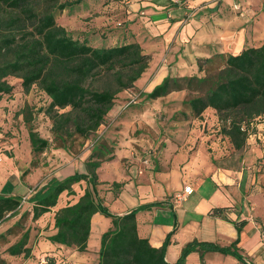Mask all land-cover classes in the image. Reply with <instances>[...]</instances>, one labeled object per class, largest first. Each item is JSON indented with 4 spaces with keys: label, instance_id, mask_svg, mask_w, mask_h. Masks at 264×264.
I'll use <instances>...</instances> for the list:
<instances>
[{
    "label": "trees",
    "instance_id": "trees-1",
    "mask_svg": "<svg viewBox=\"0 0 264 264\" xmlns=\"http://www.w3.org/2000/svg\"><path fill=\"white\" fill-rule=\"evenodd\" d=\"M85 1L90 0H0V101L15 89L11 78L20 80L24 92L38 87L50 100L38 110L51 118L54 139H59L64 149L68 148L71 137L89 139L106 123L119 93L136 87L152 60V54L145 52L138 41L129 40L126 32L116 44L97 46L92 41L93 32L70 31L58 22L63 12ZM111 32L119 31L111 29ZM196 61L204 75L169 74L146 97L158 99L173 91L187 90L190 96L183 100V108L176 116L199 118L213 109L223 124L219 136H227L234 147L232 154L240 152L239 159H243L242 153L249 146L252 134L250 126L264 117V42L246 47L238 54L217 52L209 57H197ZM33 112L31 106L23 111L29 124L31 151L37 156L51 147V141L33 127ZM116 157L115 150L106 141H100L86 161V173L53 178L34 189L29 198L32 206L14 225L0 232L4 253L29 258L33 250L31 228L23 227V219L31 216L33 222L39 220L58 204L63 192L76 194L73 186L86 181L88 185L78 200L57 210L55 231L46 237L50 242L67 249L89 251L92 218L100 212L111 218L112 226L101 236L98 264H171L166 260L171 235L157 247L140 235L138 227V212L162 206L161 203L118 215L99 197L98 170L103 162ZM113 185L117 195L124 182L115 181ZM22 201L23 196L0 193V225L19 214ZM227 209L213 207L209 214L219 216ZM246 222V219L236 222L239 232ZM18 227H23L22 232L11 241L9 237L16 235L14 230ZM238 244L239 238L226 246L194 240L184 247L175 264H185L193 251L201 252L202 263L206 252L231 255L246 263ZM0 264H9L2 255Z\"/></svg>",
    "mask_w": 264,
    "mask_h": 264
},
{
    "label": "crops",
    "instance_id": "crops-1",
    "mask_svg": "<svg viewBox=\"0 0 264 264\" xmlns=\"http://www.w3.org/2000/svg\"><path fill=\"white\" fill-rule=\"evenodd\" d=\"M235 5L243 7L245 13L240 15ZM115 7L121 11L117 13L120 17L112 21L111 28L119 31L114 39L117 41L126 32L129 40L138 41L145 52L152 54L149 67L137 82L147 92L171 73L169 64L172 62H176L182 72H187L197 66V57H209L217 52L238 54L246 47L260 46L264 42V0H117ZM204 124L203 120H194L193 125L184 127V132L166 137L164 149L156 161H140V153L133 145L129 146L130 140L120 139L115 150L116 159L103 162L98 170L99 197L112 213L118 215L161 203L162 206L138 212V227L140 235L149 238L157 247L171 235L166 251V260L171 264L179 260L184 247L191 241L226 246L237 238L246 263L231 255L206 252L203 264H264V235L262 225L256 221L263 215L251 194L253 185L259 182L256 163L264 151L250 145L252 142L249 140L241 162L223 165L218 158L233 157L234 147L227 136L218 138L215 134L206 133ZM221 140L227 148L224 151L218 145ZM149 146L153 148L151 144ZM207 146L213 148L210 154ZM61 152V156L71 160L70 165L75 167L71 155L65 150ZM211 155L218 161L214 162ZM11 159L7 157L0 165V193L19 195L18 189L24 188L25 184L27 194L31 188L26 179H21L19 166L14 167ZM75 172L86 173V170L78 165L77 171L59 179ZM115 181L124 182L117 195L110 186ZM10 182L14 186L6 190L4 184ZM76 184L73 186L76 194L63 192L58 204L38 220L51 219L50 233L55 231L57 210L75 203L88 185H84L82 190L83 183ZM185 186H191L194 192L179 201L177 196L183 193ZM213 207L228 209L222 215L213 216L209 214ZM244 219L247 222L239 232L236 222ZM111 226V218L97 212L92 218L89 251L67 249L47 238L41 240L37 251L58 250L47 255L65 251L68 264H85L82 261L98 264L101 236ZM190 258L202 261L201 252L190 253L185 264Z\"/></svg>",
    "mask_w": 264,
    "mask_h": 264
},
{
    "label": "rangeland",
    "instance_id": "rangeland-1",
    "mask_svg": "<svg viewBox=\"0 0 264 264\" xmlns=\"http://www.w3.org/2000/svg\"><path fill=\"white\" fill-rule=\"evenodd\" d=\"M117 0H90L75 6L73 9H68L58 17V22L67 28V30L74 32H93L95 35L92 38L93 44L97 46L116 44L114 39L115 32H111L112 21L120 17L117 13L121 10L115 7ZM95 4V7H93ZM110 4V5H107ZM93 7V8H91ZM236 10V9H235ZM240 15L245 13L243 7L237 10ZM248 15V14H246ZM111 22V23H109ZM101 27V28H99ZM99 28V29H98ZM97 33V34H96ZM100 33V34H98ZM103 35V37H102ZM177 63L169 64L171 75H204L205 72H199L198 64L192 70L187 72L181 71L177 68ZM177 70H176V68ZM142 78V77H141ZM10 82L14 85V91L10 95H4L0 101V165L7 159L14 167L19 166L21 179H26V184L31 190L28 191L26 185L18 189L19 195H25L22 201V207L19 214L9 218L0 225V232L5 231L7 227L14 225L27 211L32 203L29 198L35 192L34 189H39L49 183L53 178H62L68 175L69 172L77 171L78 165L82 170H86V161L92 152L94 145L100 141H106L111 148L116 150L117 143L120 139L130 140L129 146L134 147L140 153V161H156L158 160L161 151L165 146V138L172 137L178 132H184V127L193 125V121L203 120L205 125V132L215 134L220 137L222 122L219 120L214 110H208L199 118H184L176 114L183 108V100L190 96L187 90L173 91L170 94L160 97L158 99H149L146 97L147 91L140 88L137 83L136 87L124 90L119 93L115 105L107 118V121L102 125L97 132L92 134L89 139H85L79 135H75L67 142V149L61 147L62 142L54 139L52 127L53 122L51 118L43 111L38 110L49 104L48 96L41 92L38 87H33L29 92H24L20 80L11 78ZM138 82V81H137ZM27 106L34 107L33 112V127L39 131L40 135L49 138L51 147L40 155L35 156L31 151V143L29 139V127L25 120V113L23 111ZM183 128V129H182ZM252 132L249 140L258 148L264 151V117L255 120L250 126ZM257 133L255 134L254 132ZM223 140V139H222ZM219 142L220 148L224 151L225 144ZM149 144L153 146L150 148ZM209 154L213 148L206 147ZM71 155L75 167L71 166V160H67L61 156V151ZM229 150V148H228ZM218 151V150H215ZM52 153L54 155L52 156ZM264 153V152H263ZM223 156V159L218 158L222 164L233 165L241 162L239 159L241 153H236L233 157ZM211 158L213 156L211 155ZM210 158V160H211ZM57 160V161H56ZM213 161L216 162L213 158ZM35 162V163H34ZM256 165L259 169V182L253 185L251 194L255 196L253 202L258 206L262 212V217L259 216L258 221L262 227L264 235V154L261 156ZM75 168V169H74ZM30 169L29 172H26ZM87 171V170H86ZM0 171V180L2 179ZM82 190L86 181H81ZM77 188L79 189L78 184ZM6 190L12 189L13 182L4 184ZM114 187L113 183L110 185ZM5 190V192H7ZM45 223V224H44ZM47 223V224H46ZM23 227L31 228L30 246L32 247V254L29 258L21 256H10L4 253V246H0V255H2L9 264H68V257L65 251L58 254V250H52L39 253V243L45 240L50 235L51 219L35 221L31 220V216L25 217L22 221ZM23 227L15 228L16 235H11V241H15L22 232ZM45 230L46 232H42ZM95 241L93 246H95ZM85 264L90 261H82ZM93 264V262H92ZM187 264H203L201 260L188 259Z\"/></svg>",
    "mask_w": 264,
    "mask_h": 264
},
{
    "label": "built area",
    "instance_id": "built-area-1",
    "mask_svg": "<svg viewBox=\"0 0 264 264\" xmlns=\"http://www.w3.org/2000/svg\"><path fill=\"white\" fill-rule=\"evenodd\" d=\"M174 1L178 2L179 0H174ZM234 8L236 10H240L241 7L239 5H235ZM193 192H194V189L191 186H185L183 193H180L177 196V199L179 201H183L187 196L191 195Z\"/></svg>",
    "mask_w": 264,
    "mask_h": 264
}]
</instances>
